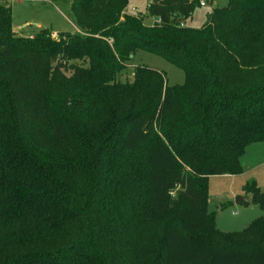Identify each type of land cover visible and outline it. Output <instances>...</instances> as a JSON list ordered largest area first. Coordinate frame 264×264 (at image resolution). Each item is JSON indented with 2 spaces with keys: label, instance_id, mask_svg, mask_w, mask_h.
<instances>
[{
  "label": "trees",
  "instance_id": "trees-1",
  "mask_svg": "<svg viewBox=\"0 0 264 264\" xmlns=\"http://www.w3.org/2000/svg\"><path fill=\"white\" fill-rule=\"evenodd\" d=\"M78 32L13 30L0 5V264H264V216L217 229L211 176L240 175L264 144V0H72ZM183 25V26H182ZM183 71L137 66V52ZM59 57L84 61L66 77ZM264 211L256 182L244 187Z\"/></svg>",
  "mask_w": 264,
  "mask_h": 264
},
{
  "label": "rangeland",
  "instance_id": "rangeland-1",
  "mask_svg": "<svg viewBox=\"0 0 264 264\" xmlns=\"http://www.w3.org/2000/svg\"><path fill=\"white\" fill-rule=\"evenodd\" d=\"M71 1L0 0V5L12 8V27L16 34L34 38L47 32L53 40H58L61 32L81 33L70 11ZM202 1L206 6L197 8L192 18L183 22L185 27L201 28L214 10L222 9L228 4V0ZM148 2L149 0H129V7L125 12L140 15L143 23L152 27L159 23V20L148 14L146 9ZM56 62L65 67L62 72L68 78L73 74V70L70 69L72 65L78 69L88 67L87 62L68 61L63 57H59ZM137 66H146L163 72L169 86L181 85L185 81L183 71L160 57L142 51L135 53L132 60L125 64L118 80L122 83H132ZM240 163L242 167L240 175L211 176L208 180L207 210L215 214L216 227L224 233L241 232L264 216V211L252 201V194L244 189L247 184L256 182L260 191L264 193V144L251 145ZM238 197L247 198L248 201L237 202Z\"/></svg>",
  "mask_w": 264,
  "mask_h": 264
},
{
  "label": "water",
  "instance_id": "water-1",
  "mask_svg": "<svg viewBox=\"0 0 264 264\" xmlns=\"http://www.w3.org/2000/svg\"><path fill=\"white\" fill-rule=\"evenodd\" d=\"M243 201H248V199L247 198H241V197L237 198V202H243Z\"/></svg>",
  "mask_w": 264,
  "mask_h": 264
},
{
  "label": "built area",
  "instance_id": "built-area-1",
  "mask_svg": "<svg viewBox=\"0 0 264 264\" xmlns=\"http://www.w3.org/2000/svg\"><path fill=\"white\" fill-rule=\"evenodd\" d=\"M149 1H150V0H149ZM200 6H201V7H204V6H206V3H205L204 1L201 0V1H200ZM182 26H183V25H182Z\"/></svg>",
  "mask_w": 264,
  "mask_h": 264
}]
</instances>
